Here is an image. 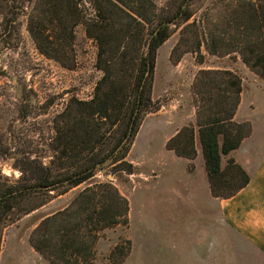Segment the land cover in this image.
<instances>
[{"label":"trees","instance_id":"obj_1","mask_svg":"<svg viewBox=\"0 0 264 264\" xmlns=\"http://www.w3.org/2000/svg\"><path fill=\"white\" fill-rule=\"evenodd\" d=\"M174 5L160 14L153 0H47L45 16L31 20L40 53L68 69L76 67L75 31L83 25L97 44L96 68L102 77L91 100L74 96L54 117L47 162L24 156L15 160L18 180L0 176V252L10 224L83 185L67 208L42 218L32 232V247L50 264H94L99 233L129 224V201L112 182L97 176L110 168L115 177L135 174L128 156L145 117L158 110L153 100L158 51L174 27L197 25L189 23L192 0ZM227 12L235 19L227 30L235 31L243 62L264 80V0H238ZM225 36H209L210 54L221 53ZM242 92L237 72L200 71L193 85L197 125L182 128L167 144L177 156L193 160L198 137L216 198L233 197L251 180L233 158L223 167L224 157L252 133L248 123L235 121ZM235 182L234 191L220 193V187ZM119 250L117 246L111 253L114 264Z\"/></svg>","mask_w":264,"mask_h":264},{"label":"rangeland","instance_id":"obj_2","mask_svg":"<svg viewBox=\"0 0 264 264\" xmlns=\"http://www.w3.org/2000/svg\"><path fill=\"white\" fill-rule=\"evenodd\" d=\"M46 1L0 0V176L10 182L20 178L16 159L49 160L54 117L74 96L91 100L102 77L96 68L97 44L88 38L83 25L75 31V68L63 67L40 53L30 24L33 18L45 16ZM153 1L160 14L171 12L174 4L181 2ZM237 3L192 0L194 15L189 23L197 25L174 27L172 36L159 49L153 89L158 110L145 117L128 156L135 174L115 177L110 168L97 176L118 188L129 201L130 211L128 225L99 233L94 264H114L111 253L117 246L118 264H190L206 258L207 250L216 244L219 204L212 201L207 188L211 185L199 139L193 160L177 156L167 144L182 128L197 125L193 85L200 71L237 72L247 105L255 84L262 80L243 62L235 31L227 30L228 24L235 22L228 15V6ZM221 32L226 33V40L219 43L221 53L210 54L209 36ZM241 123H248L253 132L251 122ZM230 158L238 163L231 153L223 159L224 168ZM236 184H227L219 191L231 193ZM85 187L73 189L10 224L3 232L0 264H50L32 247V232L44 218L67 208Z\"/></svg>","mask_w":264,"mask_h":264},{"label":"crops","instance_id":"obj_3","mask_svg":"<svg viewBox=\"0 0 264 264\" xmlns=\"http://www.w3.org/2000/svg\"><path fill=\"white\" fill-rule=\"evenodd\" d=\"M235 120L253 125L252 135L233 152L251 180L231 198H216L207 187L219 204L221 222L206 258L190 264H264V80L258 79L248 105L243 92Z\"/></svg>","mask_w":264,"mask_h":264}]
</instances>
